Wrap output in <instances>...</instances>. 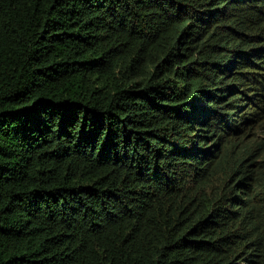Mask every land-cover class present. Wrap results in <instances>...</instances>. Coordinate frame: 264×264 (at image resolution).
Listing matches in <instances>:
<instances>
[{
    "label": "trees",
    "instance_id": "1",
    "mask_svg": "<svg viewBox=\"0 0 264 264\" xmlns=\"http://www.w3.org/2000/svg\"><path fill=\"white\" fill-rule=\"evenodd\" d=\"M0 264H264V0H0Z\"/></svg>",
    "mask_w": 264,
    "mask_h": 264
}]
</instances>
